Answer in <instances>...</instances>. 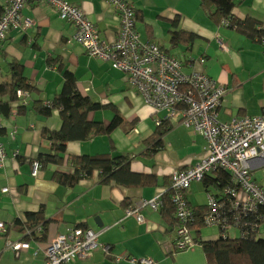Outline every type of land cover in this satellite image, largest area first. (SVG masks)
I'll return each mask as SVG.
<instances>
[{
	"label": "crops",
	"instance_id": "obj_1",
	"mask_svg": "<svg viewBox=\"0 0 264 264\" xmlns=\"http://www.w3.org/2000/svg\"><path fill=\"white\" fill-rule=\"evenodd\" d=\"M68 1L82 9L102 41H116L120 18L107 0ZM128 1L136 13V29L143 42L155 43L176 57L185 73L205 71L226 88L220 121L264 115V48L258 39L237 28L213 23L200 0ZM7 2L0 0V17ZM233 14L241 21L249 18L263 23L264 0H244ZM22 16L31 20L33 27L10 31L0 47V85L13 83L11 64L17 63L23 66L24 77L34 88L28 91L26 103L17 115L0 117L3 121L0 141L7 152L5 167L0 168V222L7 228L5 234H0V264H45L44 249L58 235L75 228L96 231L98 246L88 260L70 264H141L143 258L153 260V264H205L203 251L196 252L194 258H185L186 251L176 252L177 227L165 222L160 210L143 207L142 202L163 196L175 171L199 163L207 155V140L187 127L168 123L166 126L172 127L171 130L157 144V152L150 154L152 142L147 140L155 136L156 121L166 113H155L111 63L89 57L73 40L74 26L61 19L50 5L30 0ZM183 33L193 35V39L182 36L174 42L173 37ZM200 58L206 61L202 65L198 63ZM64 70L74 73L80 93L102 106L100 111L91 113L90 119L108 125L118 112L125 124L109 135L68 143L64 162L43 165L34 177L33 163L41 155H50L51 142L44 131H59L62 127L59 111L44 117L34 106L51 103L62 91ZM99 154L136 157L131 160L130 169L145 176L149 184L145 187L102 184L97 182V175L73 187L55 180V172L73 173L68 162L70 156ZM252 175L264 187L263 160L254 163ZM4 189L9 191L4 193ZM196 194L205 196V204ZM187 200L192 210L202 207L208 210L203 181L192 183ZM42 209L49 224L45 232L43 229L28 237L24 234L27 214ZM130 209H137L144 222L128 215ZM18 221L21 224L17 227ZM210 231L214 236L203 233L205 240L216 239L217 232ZM9 242H26L30 247L17 253ZM118 258L122 260L118 262Z\"/></svg>",
	"mask_w": 264,
	"mask_h": 264
},
{
	"label": "built area",
	"instance_id": "obj_2",
	"mask_svg": "<svg viewBox=\"0 0 264 264\" xmlns=\"http://www.w3.org/2000/svg\"><path fill=\"white\" fill-rule=\"evenodd\" d=\"M29 1L8 0L0 17V47L10 31H27L33 27L32 21L22 16ZM35 1L50 5L61 19L74 26L73 40L89 57L111 63L113 69L127 77L129 86L143 97L155 113H166L164 117L158 118L157 126L164 122H174L201 134L207 140V155L195 166L177 170L172 175L171 201L180 223L176 230V252L188 251L198 245L187 225L193 219V213L187 204L186 194L192 183L203 181L207 174L217 170L231 174L235 183L241 187L236 194L234 207L242 203L250 210L259 207L264 210V187L252 175L254 163L264 161V115L220 121L219 110L227 93L226 88L205 71L185 73L182 62L176 57L155 43L143 42L136 29V13L128 0H107L120 18L118 36L113 43L102 41L98 30L82 9L68 0ZM260 42L264 48V36ZM205 62L204 58L198 60L201 65ZM28 94L27 90H19L17 97L26 103ZM17 109L15 106L11 113L17 115ZM2 127L3 121L0 119V138ZM6 160L7 152L0 141V168L5 167ZM41 168L38 161L33 163L34 177ZM8 191L3 190L4 193ZM161 205V195L142 202L143 207L148 206L153 211H159ZM208 206L205 225L221 228L219 204L213 196H208ZM127 214L135 216L139 223L144 222V217L137 209H130ZM42 230L40 225L29 229L27 235ZM6 232V226L0 222V234ZM98 238L99 234L90 228L69 229L44 249L45 264H70L75 260H88L98 246ZM8 245L17 253L30 247L26 242H9ZM121 260L118 258V262ZM140 263L153 264V260L143 258Z\"/></svg>",
	"mask_w": 264,
	"mask_h": 264
},
{
	"label": "trees",
	"instance_id": "obj_3",
	"mask_svg": "<svg viewBox=\"0 0 264 264\" xmlns=\"http://www.w3.org/2000/svg\"><path fill=\"white\" fill-rule=\"evenodd\" d=\"M200 2L207 17L216 25L237 28L244 35L259 41L264 36V22L261 23L249 18L241 21L234 16L235 8L241 5L244 0H200ZM182 36H187L188 40L193 39L191 34H176L173 37L174 42L179 41ZM11 68L14 76L13 83L0 85V117L9 116L15 106L20 112L25 103L17 97V92L19 90L31 92L34 89L24 77L22 65L12 63ZM62 72L64 74L62 91L55 96L51 103L34 106V110L39 115L51 117L54 111H59L62 119V127L59 131H44L45 137L51 142V149L50 155H41L36 160L41 166L63 163L66 158L68 143L88 142L99 135H109L125 124L123 117L118 112L108 125L90 119L91 113L100 111L102 106L80 93L74 73L68 70ZM5 97L7 99L3 100L2 98ZM168 123L171 122H164L163 125L158 126L155 136L147 140L152 142V147L148 151L150 154L157 152L161 138L171 130L172 127L166 126ZM134 158L136 157L112 156L111 154L70 156L68 162L73 173L55 172V180L64 186L73 187L81 181L93 180L97 175L98 183L109 184L114 182L122 187H145L149 184L146 177L133 173L130 169V162ZM203 182L208 196H213L219 204L221 228L218 230L220 237L213 240H205L202 237L203 229L206 227L204 219L209 213L208 205V210L203 209V207L199 210H192L193 219L187 225L205 254V264H264V230L261 227L264 220L263 208L250 210L242 203L237 207L233 206V203L237 202L236 194L240 192L241 187L235 183L227 171L217 170L207 174ZM172 193L171 187H169L164 195H161L162 205L159 210L165 222L172 227H178L180 223L175 216V207L171 201ZM27 217V229L25 231L22 229L24 234H27L29 229L39 225H42L45 232L49 221L45 219L43 209L38 213H29ZM20 224L18 221L16 226L18 227ZM231 231L238 234L232 236ZM35 235L32 233L27 236L34 237Z\"/></svg>",
	"mask_w": 264,
	"mask_h": 264
},
{
	"label": "rangeland",
	"instance_id": "obj_4",
	"mask_svg": "<svg viewBox=\"0 0 264 264\" xmlns=\"http://www.w3.org/2000/svg\"><path fill=\"white\" fill-rule=\"evenodd\" d=\"M198 196H200V195L199 194H196L195 195V197H198ZM201 196H202V193H201ZM203 197H201V201L205 204L206 199H205V196L204 195H203ZM212 229L215 232H217V235H216L215 238L218 239L220 237V234H219L220 231L217 228H213V227L206 226L205 229L203 230V233L212 237V236H214V234L212 233V231H210ZM230 234L232 236H234L235 234H238V233L237 232H234V231H231ZM199 251H203V250H201V248L198 246L197 248H193V249H191L189 251H186V253H184V257L185 258H194L195 257V253L196 252H199ZM179 253L181 254L183 252H179Z\"/></svg>",
	"mask_w": 264,
	"mask_h": 264
},
{
	"label": "water",
	"instance_id": "obj_5",
	"mask_svg": "<svg viewBox=\"0 0 264 264\" xmlns=\"http://www.w3.org/2000/svg\"><path fill=\"white\" fill-rule=\"evenodd\" d=\"M100 227H102V226H100Z\"/></svg>",
	"mask_w": 264,
	"mask_h": 264
}]
</instances>
